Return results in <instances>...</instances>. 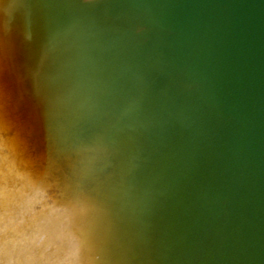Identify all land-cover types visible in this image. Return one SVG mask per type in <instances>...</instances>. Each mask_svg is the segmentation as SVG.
I'll return each mask as SVG.
<instances>
[{
	"label": "water",
	"instance_id": "1",
	"mask_svg": "<svg viewBox=\"0 0 264 264\" xmlns=\"http://www.w3.org/2000/svg\"><path fill=\"white\" fill-rule=\"evenodd\" d=\"M0 264H264V0H0Z\"/></svg>",
	"mask_w": 264,
	"mask_h": 264
}]
</instances>
